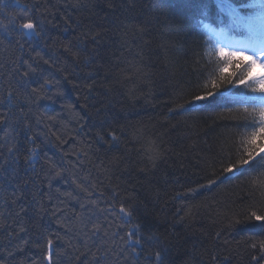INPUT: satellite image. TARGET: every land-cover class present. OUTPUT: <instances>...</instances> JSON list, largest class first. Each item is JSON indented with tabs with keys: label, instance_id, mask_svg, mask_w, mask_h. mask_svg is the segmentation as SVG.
Instances as JSON below:
<instances>
[{
	"label": "trees",
	"instance_id": "1",
	"mask_svg": "<svg viewBox=\"0 0 264 264\" xmlns=\"http://www.w3.org/2000/svg\"><path fill=\"white\" fill-rule=\"evenodd\" d=\"M3 1L0 262L32 264L52 239L56 264L85 252L100 264H153L155 233L171 244L166 264H251L249 237L264 238V221L246 216L260 207L264 170L188 192L219 175L229 153L242 154L246 132L228 109L247 90L221 89L197 111L175 108L217 74L198 22L213 0ZM9 8L39 24L38 39L12 23ZM125 198L139 206L131 220L118 212ZM138 222L152 227L129 255L121 237Z\"/></svg>",
	"mask_w": 264,
	"mask_h": 264
},
{
	"label": "snow or ice",
	"instance_id": "2",
	"mask_svg": "<svg viewBox=\"0 0 264 264\" xmlns=\"http://www.w3.org/2000/svg\"><path fill=\"white\" fill-rule=\"evenodd\" d=\"M2 2L3 0H0V3ZM221 6L230 18L229 23L219 29L212 28L207 23L203 24V28L209 33L207 37L209 51L206 55H208L209 59H215L217 74L209 73L202 82L200 94H192L190 100L177 104L175 108L187 110L185 108L187 105L192 111H197L201 102L221 96V89H224V91H228L229 89H245L247 91L241 92L239 98L234 101L237 107L235 109L229 108L228 111L240 113L235 119L239 121L238 126H242L245 129L246 135L243 140L242 154H238L233 159L231 153H229L228 161L222 165L219 175L213 172L212 176L214 178L207 179L205 184L198 185L196 189H188V192H197L200 189L206 188L210 189L224 179L230 178L228 174H238L242 170L248 171L253 165L264 170V0H251L247 7L255 11L247 15H242L231 3V0H223ZM17 27L22 32L35 35L40 34L36 31L39 24L32 19L26 20V22ZM236 28H242L246 34L242 37L231 35V31ZM93 39H96V37ZM44 63L47 64L48 61ZM233 68L235 70H230ZM28 74L25 72L23 76H27ZM48 83L50 81H44V84ZM44 84L40 85L39 88H33L31 90L32 93L39 94L43 90ZM209 85H211L210 88ZM249 93H260L262 95L255 96L249 95ZM249 104L252 106L249 107ZM170 111L173 110L170 109ZM2 120L3 118H0V121ZM248 129L251 130L248 131ZM113 139H116L115 135H113ZM8 151L11 152L13 149L9 148ZM155 159H160V156L158 155ZM153 166H155V160H153ZM261 175H264V171H261ZM54 177H61V172L56 171ZM251 183L255 184L256 181L252 180ZM259 183L262 189L260 194L261 204L259 209L248 212L246 216L247 220L264 221V180H261ZM76 186L78 188L81 187L79 184ZM128 199L130 198H125L121 201L119 213L123 217H126L127 220H131L133 213L138 210L139 206L137 204H129L125 207ZM92 203L95 204V201H92ZM81 207H84V205H81ZM110 207L115 210V205H110ZM25 211L24 208L21 209V212ZM258 211L260 214H258ZM238 223H241V221H229L227 227L231 228L234 224ZM99 227L100 225L98 224H92V228L97 231ZM151 227L150 224L138 222L131 225L128 232L121 237L125 245L131 248L129 255L138 254L137 246L143 249L145 243L144 233L150 232ZM122 228L123 226H121ZM20 231H24V229L21 228ZM216 235L219 238L220 233L218 232ZM154 238L155 242L153 243ZM56 239L60 240L61 237L57 235ZM249 240L251 241L249 244L251 252L255 253L251 255V264H264V238L249 237ZM147 242H149L150 250L146 254V258L152 261L153 264H166L171 244L156 238L155 233L147 235ZM37 246L41 248L42 254L38 260H33L32 264H56L54 256L60 254L54 252L52 239H47L46 243L38 244ZM69 247H71L70 244ZM151 248H155L156 251L152 252ZM119 254L125 256L124 251H121ZM86 256L87 252L76 256V264H100L97 253L93 252L91 259H87ZM212 259L215 260L216 257L213 256ZM125 264H127V257H125Z\"/></svg>",
	"mask_w": 264,
	"mask_h": 264
},
{
	"label": "bare ground",
	"instance_id": "3",
	"mask_svg": "<svg viewBox=\"0 0 264 264\" xmlns=\"http://www.w3.org/2000/svg\"><path fill=\"white\" fill-rule=\"evenodd\" d=\"M15 3H16V2H15ZM16 5H17V6H20L19 3H16ZM1 7H2L3 10H4V7H5V2H4V1L1 3ZM2 8H1V9H2ZM200 12H202V9H201ZM5 13H6L7 17H8L9 19L12 20V23H13V24H16L17 26L20 25V24H22L21 20H26V19H20V17H23V18H24L25 16H23L22 13H14V12L12 11V8L7 9ZM5 13H3V14H5ZM2 18L6 19V16H2ZM25 22H26V21H25ZM23 23H24V22H23ZM20 31H21V30H20ZM22 33L25 35L24 32H22ZM29 38H33L34 40H36V39H38V35L32 34ZM118 212H119V210H118Z\"/></svg>",
	"mask_w": 264,
	"mask_h": 264
},
{
	"label": "water",
	"instance_id": "4",
	"mask_svg": "<svg viewBox=\"0 0 264 264\" xmlns=\"http://www.w3.org/2000/svg\"><path fill=\"white\" fill-rule=\"evenodd\" d=\"M28 34H30V33H28ZM30 35H32V34H30Z\"/></svg>",
	"mask_w": 264,
	"mask_h": 264
}]
</instances>
